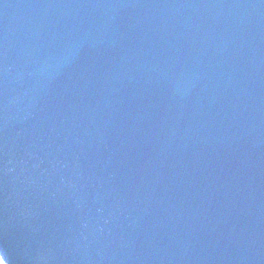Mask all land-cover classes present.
I'll use <instances>...</instances> for the list:
<instances>
[{"label": "water", "instance_id": "95a60500", "mask_svg": "<svg viewBox=\"0 0 264 264\" xmlns=\"http://www.w3.org/2000/svg\"><path fill=\"white\" fill-rule=\"evenodd\" d=\"M7 264H264V0H0Z\"/></svg>", "mask_w": 264, "mask_h": 264}, {"label": "rangeland", "instance_id": "374dc122", "mask_svg": "<svg viewBox=\"0 0 264 264\" xmlns=\"http://www.w3.org/2000/svg\"><path fill=\"white\" fill-rule=\"evenodd\" d=\"M0 264H4V263L0 260Z\"/></svg>", "mask_w": 264, "mask_h": 264}]
</instances>
